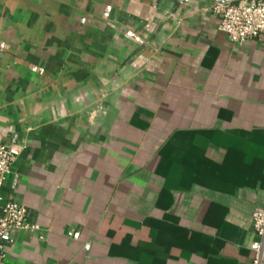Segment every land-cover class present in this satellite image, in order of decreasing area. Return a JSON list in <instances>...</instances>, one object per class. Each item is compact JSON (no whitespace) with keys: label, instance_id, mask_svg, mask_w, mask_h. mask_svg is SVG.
I'll return each instance as SVG.
<instances>
[{"label":"crops","instance_id":"1","mask_svg":"<svg viewBox=\"0 0 264 264\" xmlns=\"http://www.w3.org/2000/svg\"><path fill=\"white\" fill-rule=\"evenodd\" d=\"M214 1L0 0L2 194L39 226L0 264H253L264 41Z\"/></svg>","mask_w":264,"mask_h":264},{"label":"built area","instance_id":"2","mask_svg":"<svg viewBox=\"0 0 264 264\" xmlns=\"http://www.w3.org/2000/svg\"><path fill=\"white\" fill-rule=\"evenodd\" d=\"M212 11L219 15L218 29L236 44L255 38L264 41V0H216ZM20 154L18 145L12 140L0 142V258L5 255L6 243L12 241L16 230L36 231L39 226L29 221L27 209L13 200L5 199L2 188L7 175ZM253 233V264H264V205L256 206L251 213ZM78 237L79 232H69Z\"/></svg>","mask_w":264,"mask_h":264}]
</instances>
